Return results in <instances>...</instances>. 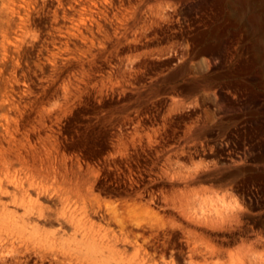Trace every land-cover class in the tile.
I'll return each mask as SVG.
<instances>
[{"label": "rangeland", "instance_id": "374dc122", "mask_svg": "<svg viewBox=\"0 0 264 264\" xmlns=\"http://www.w3.org/2000/svg\"><path fill=\"white\" fill-rule=\"evenodd\" d=\"M236 256L264 264V0H0V264Z\"/></svg>", "mask_w": 264, "mask_h": 264}, {"label": "bare ground", "instance_id": "6f19581e", "mask_svg": "<svg viewBox=\"0 0 264 264\" xmlns=\"http://www.w3.org/2000/svg\"><path fill=\"white\" fill-rule=\"evenodd\" d=\"M161 11V10H160ZM162 14V13H161ZM161 14H160V17H161ZM155 15V14H154ZM157 16H158V13H157ZM155 18V17H154ZM153 19V18H152ZM33 180V179H32ZM31 180V181H32ZM73 190V189H72ZM75 190V189H74ZM71 191V190H70ZM68 192V191H67ZM72 195V194H71ZM75 195V194H74ZM78 195V194H77ZM72 197V196H71ZM78 197V196H77ZM82 199H83V197H82ZM75 200V199H74ZM77 201H78V199H77ZM86 201V200H85ZM82 202V201H81ZM80 203V202H79ZM107 204V203H106ZM105 204V208H106V205ZM55 206V205H54ZM53 206V207H54ZM56 207V206H55ZM77 207V206H76ZM91 207V206H90ZM97 207V206H96ZM101 207V206H100ZM99 207V208H100ZM92 208V207H91ZM85 209V208H84ZM101 209V208H100ZM55 211H57V210H55ZM111 211V210H110ZM101 212H102V209H101ZM95 213V212H94ZM102 214V213H101ZM195 214V213H194ZM225 214H226V212H225ZM100 215V214H99ZM207 215V214H206ZM232 215V214H231ZM85 216V215H84ZM97 216V215H96ZM101 216V215H100ZM110 216H111V214H110ZM75 217V216H74ZM108 217V216H107ZM106 217V218H107ZM204 217H206V216H204ZM83 218V217H82ZM88 218V217H87ZM115 218V217H114ZM113 218V219H114ZM185 218V217H184ZM90 219V218H89ZM102 219H103V217H102ZM116 219H117V217H116ZM205 220H207V218L205 219ZM41 221V220H40ZM102 221H104V220H102ZM126 221V220H125ZM125 221H124V223H125ZM221 221V220H220ZM227 221V220H226ZM94 222V221H93ZM123 222V221H122ZM43 223V222H42ZM47 223V222H46ZM91 223V222H90ZM190 223V222H189ZM192 223V222H191ZM206 223H207V221H206ZM56 224V223H55ZM78 224V223H77ZM112 224V223H111ZM117 224V223H116ZM127 224V223H126ZM130 223H128L127 225H129ZM59 225V224H58ZM143 225V224H142ZM198 225V224H197ZM113 226V225H112ZM117 226V225H116ZM115 226V227H116ZM186 226V225H185ZM196 226V225H195ZM186 227H188V226H186ZM199 227V226H198ZM65 228V227H64ZM58 229V228H57ZM99 229V228H98ZM129 229H130V227H129ZM137 229V228H136ZM135 229V230H136ZM186 229V228H185ZM198 229V228H197ZM195 230V229H194ZM199 230V229H198ZM197 230V231H198ZM57 231V230H56ZM59 231V230H58ZM69 231V230H68ZM125 231V230H124ZM143 231V230H142ZM151 231V230H150ZM150 231H149V233H150ZM70 232V231H69ZM187 232V231H186ZM201 232V231H200ZM83 233V232H82ZM85 233V232H84ZM113 233V232H112ZM193 233H195V232H193ZM130 234V233H129ZM192 234V233H191ZM113 235V234H112ZM122 235V234H121ZM147 235H148V233H147ZM145 236V235H144ZM194 236V235H193ZM197 236V235H196ZM201 236V235H200ZM204 236V235H203ZM82 237H83V235H82ZM137 237V236H136ZM148 237V236H147ZM155 238H156V236H154ZM16 238V237H15ZM138 238H139V236H138ZM144 238V237H143ZM196 238V237H195ZM206 239H208L207 237H205ZM141 239V238H140ZM154 239V238H153ZM185 239V238H184ZM183 239V240H184ZM6 240V239H5ZM81 240V239H80ZM199 240V239H198ZM7 241V240H6ZM12 241V240H11ZM19 241V240H18ZM13 242V241H12ZM27 242V241H26ZM52 242V241H51ZM94 242V241H93ZM103 242V241H102ZM208 242V241H207ZM139 243V242H138ZM192 243V242H191ZM13 244V243H12ZM24 243H22L21 245H23ZM164 244V243H163ZM196 244V243H195ZM201 244V243H200ZM218 244V243H217ZM6 245H7V243H6ZM9 245V244H8ZM28 244H26V246H27ZM102 245V244H101ZM121 245V244H120ZM136 245H137V243H136ZM193 245V244H192ZM214 245V244H213ZM14 246V245H13ZM123 246V245H122ZM187 246V245H186ZM185 246V247H186ZM219 246V245H218ZM146 247V246H145ZM193 247H195V246H193ZM222 248H223V246H221ZM8 248V247H7ZM11 248V247H10ZM15 248V247H14ZM109 248V247H108ZM132 248V247H131ZM218 248V247H217ZM220 248V247H219ZM9 249V248H8ZM7 249V250H8ZM148 249V248H147ZM193 249V248H192ZM226 249V248H225ZM10 250V249H9ZM138 250V249H137ZM136 250V251H137ZM144 250V249H143ZM189 250V249H188ZM218 250V249H217ZM221 250V249H220ZM4 251H6V250H4ZM43 251V250H42ZM45 251V250H44ZM139 251V250H138ZM166 251V250H165ZM209 251V250H208ZM40 252H41V250H40ZM189 252V251H188ZM205 252V251H204ZM224 252V251H223ZM49 253V252H48ZM57 253V252H56ZM138 253V252H137ZM206 253V252H205ZM40 254V253H39ZM42 254V253H41ZM184 254V253H183ZM209 254H211V253H209ZM220 254H222V252L220 253ZM226 254H227V251H226ZM126 255V254H125ZM147 255H149L148 253H147ZM193 255V254H192ZM225 255V254H224ZM151 256V255H150ZM149 256V257H150ZM194 256V255H193ZM47 257H48V255H47ZM226 257V256H225ZM178 258V257H177ZM194 258V257H193ZM195 258H196V256H195ZM199 258V257H198ZM236 258H237V261L239 262V264H245L244 262H243V260L239 257V256H236ZM155 259V258H154ZM207 259V258H206ZM213 259H216L215 257L213 258ZM115 260V259H114ZM150 260H152V259H150ZM208 260H209V258H208ZM180 261V260H179ZM178 261V262H179ZM202 261V260H201ZM150 262V261H149ZM158 262V261H157ZM156 261H155V263H157ZM204 262H205V260H204ZM216 262V261H215ZM152 263V262H151ZM169 263H170V261H169ZM180 263V262H179ZM182 263V262H181ZM62 264V263H61ZM149 264V263H148ZM198 264V263H197ZM212 264H213V262H212ZM214 264H216V263H214ZM248 264V263H247Z\"/></svg>", "mask_w": 264, "mask_h": 264}]
</instances>
